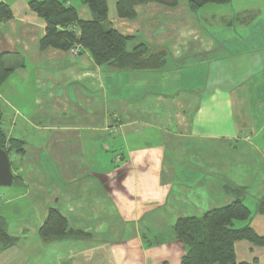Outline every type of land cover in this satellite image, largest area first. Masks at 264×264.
Returning a JSON list of instances; mask_svg holds the SVG:
<instances>
[{
	"label": "crops",
	"instance_id": "obj_1",
	"mask_svg": "<svg viewBox=\"0 0 264 264\" xmlns=\"http://www.w3.org/2000/svg\"><path fill=\"white\" fill-rule=\"evenodd\" d=\"M30 1L0 0V85L14 185L0 188V264H181L173 227L240 198L264 236V0H232L192 12L146 3L110 27L165 52L155 71L97 66L77 48L40 49L45 23ZM80 20L81 0H63ZM68 236H40L49 210ZM242 224L241 226H243ZM238 262L264 264V249L236 245Z\"/></svg>",
	"mask_w": 264,
	"mask_h": 264
},
{
	"label": "trees",
	"instance_id": "obj_2",
	"mask_svg": "<svg viewBox=\"0 0 264 264\" xmlns=\"http://www.w3.org/2000/svg\"><path fill=\"white\" fill-rule=\"evenodd\" d=\"M108 0H81L89 9L92 19L80 20L74 8L66 6L63 0L30 1L28 7L45 23V32L40 39V49L53 48L69 51L75 47L87 52L99 66H108L116 71H155L165 62V52L156 51L146 44L128 50L132 39L114 31L107 18ZM179 0H116V14L120 19L130 20L135 16L134 8L146 3H160L173 7ZM192 12L205 5H226L232 0H186ZM12 14L5 4L0 3V23L8 21ZM10 70L3 67L0 59V85L8 77ZM24 143L16 139L6 140L1 127L0 149L20 156ZM15 182V178H14ZM256 213L264 216V198L259 201ZM252 217L250 209L240 198L230 205L213 209L203 217L177 220L174 234L185 247L181 264H255L238 262L236 245L244 242L264 249V236L257 235L248 222ZM237 223L243 226L237 227ZM66 222L56 210H49L46 221L40 229L45 242L64 239L68 236ZM6 240L0 230V241Z\"/></svg>",
	"mask_w": 264,
	"mask_h": 264
},
{
	"label": "water",
	"instance_id": "obj_3",
	"mask_svg": "<svg viewBox=\"0 0 264 264\" xmlns=\"http://www.w3.org/2000/svg\"><path fill=\"white\" fill-rule=\"evenodd\" d=\"M14 185V176L11 171L8 154L0 149V188H9Z\"/></svg>",
	"mask_w": 264,
	"mask_h": 264
},
{
	"label": "built area",
	"instance_id": "obj_4",
	"mask_svg": "<svg viewBox=\"0 0 264 264\" xmlns=\"http://www.w3.org/2000/svg\"><path fill=\"white\" fill-rule=\"evenodd\" d=\"M75 54H77V48L72 49Z\"/></svg>",
	"mask_w": 264,
	"mask_h": 264
},
{
	"label": "rangeland",
	"instance_id": "obj_5",
	"mask_svg": "<svg viewBox=\"0 0 264 264\" xmlns=\"http://www.w3.org/2000/svg\"><path fill=\"white\" fill-rule=\"evenodd\" d=\"M249 208H250V206H249ZM242 224H243V223H237L236 226H237V227H240Z\"/></svg>",
	"mask_w": 264,
	"mask_h": 264
}]
</instances>
